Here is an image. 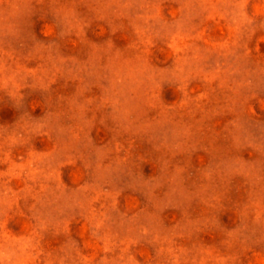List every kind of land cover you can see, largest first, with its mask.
Segmentation results:
<instances>
[{
    "label": "clouds",
    "instance_id": "clouds-1",
    "mask_svg": "<svg viewBox=\"0 0 264 264\" xmlns=\"http://www.w3.org/2000/svg\"><path fill=\"white\" fill-rule=\"evenodd\" d=\"M260 42L264 0H0V264H264Z\"/></svg>",
    "mask_w": 264,
    "mask_h": 264
},
{
    "label": "rangeland",
    "instance_id": "rangeland-1",
    "mask_svg": "<svg viewBox=\"0 0 264 264\" xmlns=\"http://www.w3.org/2000/svg\"><path fill=\"white\" fill-rule=\"evenodd\" d=\"M170 7L174 8L175 4L165 3L164 8H163V12H164L165 15L168 14V11H169ZM248 11H249V13H251V3L249 4ZM221 24H222V22H221ZM207 27H208V36L210 38H212V39H220L221 38V29L219 27H217V25L213 21H209L208 24H207ZM259 35H260V33H257L256 36L253 37V41H252V44H250V47L256 45L257 38L259 37ZM258 47H259V51L261 53H264V42H260ZM3 167H6V166H0V170H2ZM13 185H15V182H13ZM232 195H233V198H235V196H236L235 188L233 189ZM249 255H251V254H249Z\"/></svg>",
    "mask_w": 264,
    "mask_h": 264
}]
</instances>
